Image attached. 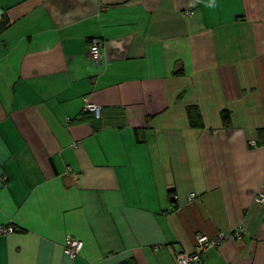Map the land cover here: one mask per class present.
<instances>
[{"label":"crops","instance_id":"obj_1","mask_svg":"<svg viewBox=\"0 0 264 264\" xmlns=\"http://www.w3.org/2000/svg\"><path fill=\"white\" fill-rule=\"evenodd\" d=\"M2 15L0 264H177L197 234L238 228L200 264H264V0H0Z\"/></svg>","mask_w":264,"mask_h":264},{"label":"built area","instance_id":"obj_2","mask_svg":"<svg viewBox=\"0 0 264 264\" xmlns=\"http://www.w3.org/2000/svg\"><path fill=\"white\" fill-rule=\"evenodd\" d=\"M186 16H190L191 12L185 13ZM264 52V45L262 48ZM88 60L98 65L102 60V41L100 39H91L89 42V48L87 53ZM84 111L91 113L95 118H100V107L96 104L86 102ZM189 199H194V194L189 195ZM254 202L260 205H264V194L258 193ZM14 228L10 225H0V236L9 235L14 233ZM242 229L238 228L232 233H220L214 238H209L205 234H197L195 236V248L190 254L177 253L175 255V261L177 264H200V255L209 248L219 246L222 242L227 241L230 238L240 239L242 236ZM82 242L72 236H67L63 246V252L71 259L75 258L82 250Z\"/></svg>","mask_w":264,"mask_h":264},{"label":"trees","instance_id":"obj_3","mask_svg":"<svg viewBox=\"0 0 264 264\" xmlns=\"http://www.w3.org/2000/svg\"><path fill=\"white\" fill-rule=\"evenodd\" d=\"M7 25H8V19L4 15L0 16V34L6 29ZM220 118L223 122L228 121V119H229L228 112H226V111L221 112ZM188 119H189V124L191 126H193V127H200L201 126L200 117H199V114L195 108H189L188 109Z\"/></svg>","mask_w":264,"mask_h":264}]
</instances>
